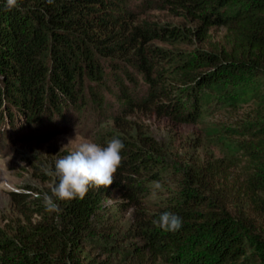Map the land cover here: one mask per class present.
<instances>
[{
	"label": "trees",
	"instance_id": "16d2710c",
	"mask_svg": "<svg viewBox=\"0 0 264 264\" xmlns=\"http://www.w3.org/2000/svg\"><path fill=\"white\" fill-rule=\"evenodd\" d=\"M18 3L8 11L0 0V120L13 127L22 118L62 121L89 96L105 108L104 91L122 103L113 120L124 131L125 116L138 110L194 122L203 95H226L222 84L246 75L262 119L232 134L238 153L187 166L178 193L153 211L140 206L142 177L156 175L152 168L165 159L148 135L138 141L111 136L124 144L113 184L91 188L82 200L53 197L59 211L30 199L29 192L11 191L24 219L0 228V264H111L86 256L84 248L97 230L113 235L114 229H96L95 221L96 208L112 190L134 208L130 232L142 239L132 247L139 264H264V0ZM152 9L189 24L150 19ZM218 27L222 40L213 41L211 30ZM195 40L209 47L186 55L162 45ZM164 212L182 218L180 230L153 224Z\"/></svg>",
	"mask_w": 264,
	"mask_h": 264
},
{
	"label": "rangeland",
	"instance_id": "374dc122",
	"mask_svg": "<svg viewBox=\"0 0 264 264\" xmlns=\"http://www.w3.org/2000/svg\"><path fill=\"white\" fill-rule=\"evenodd\" d=\"M142 2L132 0L133 5ZM147 15L162 22L189 24L182 18L155 9L149 10ZM223 34V28H212L211 39L222 40ZM162 45L186 55L193 54L198 48L209 47V44L198 40L192 44ZM251 80L246 75L225 82L222 85L226 95L221 97L200 94L203 98L202 114L194 122L177 123L171 118L138 110L125 116L128 123L125 125L127 131H124L113 120L122 103L115 94L105 91V108L100 109L89 96L86 106L81 110L68 109L66 119L62 121L30 123L20 118L21 122L13 127L5 119L0 120V228L10 227L24 219L12 202L11 191L29 192L30 199L39 198L44 203L46 196L55 198L51 189L56 160L74 150L82 140H91L102 146L103 140L121 134L137 141L141 135H148L162 150L165 165L152 168L156 175L148 173L142 177L143 191L139 196L143 210H156L178 193L183 184V170L187 166L238 153L232 140L237 138L238 126H250L262 119L250 91ZM6 106L10 107V104ZM155 182H160L162 189H155ZM123 201H126L125 197L118 190H112L96 208V229L107 227L114 232L112 237H105L95 231L84 248L86 256L107 260L111 264L140 263L132 247L141 244L142 239L130 232L134 208L127 207ZM158 264L171 263L160 260Z\"/></svg>",
	"mask_w": 264,
	"mask_h": 264
},
{
	"label": "clouds",
	"instance_id": "9594fccd",
	"mask_svg": "<svg viewBox=\"0 0 264 264\" xmlns=\"http://www.w3.org/2000/svg\"><path fill=\"white\" fill-rule=\"evenodd\" d=\"M54 0H47L52 4ZM18 0H6L8 11L18 8ZM76 138V136H75ZM123 142L112 138L106 146L91 140L80 141L74 150L55 162L54 175L58 183L51 189L52 195L59 200L84 199L91 188H107L113 184L115 174L121 166ZM155 189H162L160 182L154 183ZM46 207L50 211H59L52 196L45 197ZM153 224L164 231L175 232L182 227V218L171 212H164Z\"/></svg>",
	"mask_w": 264,
	"mask_h": 264
}]
</instances>
